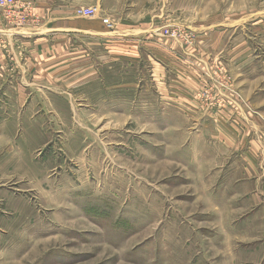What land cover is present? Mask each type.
<instances>
[{"label":"rangeland","instance_id":"1","mask_svg":"<svg viewBox=\"0 0 264 264\" xmlns=\"http://www.w3.org/2000/svg\"><path fill=\"white\" fill-rule=\"evenodd\" d=\"M114 1L84 0L68 13L79 19V8L98 6L84 19L112 22L87 58L14 50V72L30 71L37 94L0 97V264H264V0H200L186 20L170 10L182 0H141L130 17L171 44L196 41L184 21L213 24L225 38L196 100L242 104L228 152L223 110L164 111L151 56L141 72L111 56L108 36L130 19L128 8L114 17ZM26 6L24 23L11 27L44 20ZM219 156L230 160L225 177L205 173V160L219 165Z\"/></svg>","mask_w":264,"mask_h":264},{"label":"crops","instance_id":"2","mask_svg":"<svg viewBox=\"0 0 264 264\" xmlns=\"http://www.w3.org/2000/svg\"><path fill=\"white\" fill-rule=\"evenodd\" d=\"M17 1H21L25 5L34 4L35 13L43 16L44 20L42 22L35 20V24L27 20L24 26L11 27L7 20L5 21L3 18H0V97H22L37 94L34 91L35 88H32L34 84L29 82L30 75L28 73L30 71L26 72L23 67L22 72H14L16 70L15 66H20L16 52H14L15 49L21 51L25 49L26 52L30 50L34 55L44 54L50 49L55 52L61 49L65 52L64 56H68L73 51L76 52L79 49L80 55L87 58L90 46L93 45L94 34L100 33L103 31V27H106L97 20L87 21L84 18L78 19L73 15L68 16V13L75 12L76 6L78 8L79 6L87 5L84 0H81L83 2L79 3L80 5H77L74 0ZM114 5H116L112 8L114 10V17H119V15L123 17L125 15L124 10L128 8L130 11L129 18L135 16V10L143 6L141 0L131 2L129 5L124 0H116L114 1ZM200 6V0H182L177 5H171L170 10L173 14L180 15V17L185 16L186 20ZM96 7L99 10V7ZM109 14H106V17H113L112 13ZM130 19H124L122 23L115 24V31L108 36V38L115 39L114 43L108 46L111 56L132 62L136 72L142 71L144 66L142 61L145 59V56H151L149 58V65H152L150 71L161 73V78L158 76L160 78L159 86L155 89H159L157 92L161 96L160 106L164 111L171 110L173 112L184 113L223 110L224 115L223 118L219 116V123L223 131L228 130L223 132L220 129L225 134V138L223 139L225 142L227 141L228 145L226 148L222 146L221 150L228 152L229 149L227 148H229V144L231 143L229 138H235V141L239 138V134L236 131L240 119L239 115L236 114H243L241 110L243 109L242 104L228 97L229 95H227L228 98L225 96L226 99H223V101L218 100L216 103L213 101L211 105L206 103V107L204 108L198 105L196 100L199 87L203 84L202 78L204 77L201 76V72L204 69H211L215 62H221L225 52L224 45L227 43L224 41L225 38H218L220 32H217V28H214L213 32L211 31L213 24L210 27H206L198 24L197 21L194 25L184 21L182 23L189 27V32L195 34L197 38L194 41L195 43L193 42V45H186L185 43L182 45L171 44L169 43L170 41H165L161 38L162 35L153 29L149 21H147V27L145 26V28L143 23H137L134 19ZM233 42L234 44L238 43L236 40ZM87 45H89V48H87ZM61 54L51 59H60L63 56ZM9 56L15 57L11 60L12 71L10 70L9 61H7ZM14 59L16 63H12ZM28 62H30V55L27 56L25 66L29 65ZM36 62H39L38 59ZM163 72L165 73L162 75ZM18 79H21L23 83L19 87H17L16 83ZM25 79H28V81ZM32 106L33 100L30 101L29 107L26 110ZM230 118L232 122L227 125ZM199 128L201 129V127ZM2 151L3 148L0 152V175L4 176L6 170ZM228 159V156H219L218 163H221L219 165L216 162L210 164L206 159L203 170L209 174H214L216 170H220L223 173V177H225L228 172L225 168L228 166V162H230Z\"/></svg>","mask_w":264,"mask_h":264},{"label":"built area","instance_id":"3","mask_svg":"<svg viewBox=\"0 0 264 264\" xmlns=\"http://www.w3.org/2000/svg\"><path fill=\"white\" fill-rule=\"evenodd\" d=\"M28 8L25 4H23L21 1L17 0H0V18H3L5 21L7 20L9 23L10 21H16L17 23H24L23 20L27 17ZM99 15V10L97 7H82L79 8L76 12L77 17H82L86 19H94L96 16ZM104 24L107 27H112L111 20L104 19ZM175 28H168V30L165 32L166 34L174 33ZM172 30V31H171ZM178 36V35H174ZM215 100V98H207V101ZM212 100V101H213ZM220 100V99H218ZM216 100V101H218Z\"/></svg>","mask_w":264,"mask_h":264}]
</instances>
